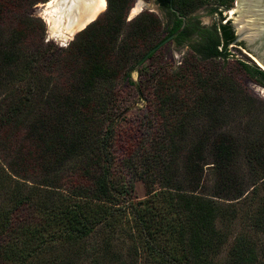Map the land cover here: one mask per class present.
<instances>
[{
    "label": "trees",
    "instance_id": "obj_1",
    "mask_svg": "<svg viewBox=\"0 0 264 264\" xmlns=\"http://www.w3.org/2000/svg\"><path fill=\"white\" fill-rule=\"evenodd\" d=\"M47 1L0 0V264H262L264 136L243 155L232 137L216 139L210 153L191 141L182 117L201 104L184 106L180 88L204 81L190 64L160 83L138 135L114 88L122 80L139 96L131 70L183 26L172 7L189 18L198 0H158L170 23L142 15L121 42L132 0H109L65 48L45 43V23L30 14ZM184 30L178 47L191 36ZM234 39L230 24H219L190 51L198 62L226 63ZM243 68L264 85V71ZM137 178L144 200L133 197Z\"/></svg>",
    "mask_w": 264,
    "mask_h": 264
},
{
    "label": "rangeland",
    "instance_id": "obj_2",
    "mask_svg": "<svg viewBox=\"0 0 264 264\" xmlns=\"http://www.w3.org/2000/svg\"><path fill=\"white\" fill-rule=\"evenodd\" d=\"M51 1L52 0H48L44 4H39L30 11V14H32L34 18L41 19L45 23L47 27L44 38L45 43L51 42L60 48H65L77 35H74L66 42L52 35L51 27L46 21L47 19L45 16V10L48 3ZM219 1L221 0H198V4H200L201 7L193 11L190 17L194 16L199 18L200 21L209 26L215 23L217 24L219 15H217L218 13L213 14L212 9L219 6ZM237 1L238 0H235V2H233L230 8L231 10L229 9L230 11H228L225 18H232V16H234L233 12H235L237 8ZM108 2L109 0H107V9ZM201 2H203V4H201ZM139 5H141L140 11L137 14H133V10ZM107 9L100 14L99 17H101ZM230 12L233 14H230ZM145 14L155 15L159 19L161 25H167L166 14L158 9L155 0H132L127 21H125L119 34L120 42L129 37L132 21ZM229 48L231 56L226 63L222 61L198 62L193 57L192 52L186 47L181 49L174 42L168 43L157 52L154 59L148 60L138 70H131L133 81L141 85V90L144 93L143 98L138 96L133 88L122 80L115 82L114 88L121 93L125 108L131 111L129 123L132 130L130 133L133 132L131 134L138 135L139 119L146 112L148 105L152 104V100L155 103L154 92L157 93V89L163 86L160 83L165 82L174 71L177 72L182 64L185 67L190 64V67L194 68V72L200 75L204 81L203 84L200 83L194 86L185 83V85L180 88L179 95L184 106L192 107L196 102H198L199 105L201 104L200 109L197 110L195 114H193V112L189 113L184 107L185 112L188 114L186 113V116L182 118L186 121L185 123L189 125L188 135L190 136V140L204 141L205 151L210 153L216 139L221 136L232 137L233 140H238L237 149L240 150L243 155L246 151L245 147L247 142L249 143L252 139H257L259 136H264V85L259 76L256 78L247 74L243 65L249 66L254 71L257 69L264 70L256 62L255 58L243 47L238 45L230 46ZM146 73L149 75H146ZM149 76H152V78L150 79ZM188 77L189 80L192 79L190 77V72L187 73V78ZM145 78H149V80L152 81L149 82ZM221 78L227 80L229 85L226 87H217L220 86L217 82ZM174 116L175 115H172L170 118H175ZM131 134L129 137H131ZM125 135H127V133ZM125 135L122 134V141L124 142L127 139ZM208 160L209 163H212L210 158ZM240 163L242 172L249 174V168L246 162L242 160ZM209 179L212 183L215 177H210ZM133 187V197L135 199L144 200L148 197L147 184L144 180L140 178L135 179ZM242 222L239 221V227H237L239 231L242 229ZM258 241L260 247L264 248V236H258ZM261 262L264 264V255L261 258Z\"/></svg>",
    "mask_w": 264,
    "mask_h": 264
},
{
    "label": "water",
    "instance_id": "obj_3",
    "mask_svg": "<svg viewBox=\"0 0 264 264\" xmlns=\"http://www.w3.org/2000/svg\"><path fill=\"white\" fill-rule=\"evenodd\" d=\"M236 6V12L230 23L236 37L232 45H243L245 50L255 58L256 62L264 70V0H238ZM173 11L183 20V26L178 32L166 38L156 48L149 52L142 60L141 64L144 63L152 53L159 51L175 39L185 28L187 22L186 17L181 16L180 13L174 9ZM98 18L99 16L75 35L84 31ZM138 93L141 97L139 88ZM209 168L213 169L214 167L210 166Z\"/></svg>",
    "mask_w": 264,
    "mask_h": 264
},
{
    "label": "bare ground",
    "instance_id": "obj_4",
    "mask_svg": "<svg viewBox=\"0 0 264 264\" xmlns=\"http://www.w3.org/2000/svg\"><path fill=\"white\" fill-rule=\"evenodd\" d=\"M106 9L107 0H52L47 5L45 16L52 35L66 42ZM140 9L141 5L133 10V14Z\"/></svg>",
    "mask_w": 264,
    "mask_h": 264
},
{
    "label": "flooded vegetation",
    "instance_id": "obj_5",
    "mask_svg": "<svg viewBox=\"0 0 264 264\" xmlns=\"http://www.w3.org/2000/svg\"><path fill=\"white\" fill-rule=\"evenodd\" d=\"M157 6H158V9L161 11V12H164L166 14V18H167V24L170 23V19H171V14H170V10L166 9V8H163L162 5L158 2V0H155ZM172 10H173V7H172ZM175 10V8H174ZM231 10V9H230ZM229 9L227 10H223L221 9L220 12H222L221 14H217L219 15V21L217 22V24L215 23L214 25H206L204 24L202 21H200L199 18H196V17H186L187 19V22H186V25H185V30L184 31H190L192 32L191 33V36L189 37L188 40H186L182 46H180L179 48H187L190 50V46L191 44H195L197 42H200L201 40H203V38L207 37V36H210L212 33H214V29L215 27H217L219 24H222V25H228L231 23L232 21V18H225L228 14V11H230ZM177 11V10H176ZM232 13V12H231ZM225 14V15H224ZM233 14V13H232ZM221 19H224V20H221ZM226 22V23H225ZM231 27V26H230ZM232 29V27H231ZM206 31V32H204ZM233 31V29H232ZM234 33V31H233ZM235 35V34H234ZM176 38V37H175ZM236 38V37H235ZM174 40V39H173ZM173 40L171 42H173ZM235 40V39H234ZM234 42V41H233ZM232 42V44H233ZM230 45V46H233V45ZM238 46V45H237ZM240 46V45H239ZM241 47V46H240ZM243 48L245 49V47L243 46Z\"/></svg>",
    "mask_w": 264,
    "mask_h": 264
},
{
    "label": "built area",
    "instance_id": "obj_6",
    "mask_svg": "<svg viewBox=\"0 0 264 264\" xmlns=\"http://www.w3.org/2000/svg\"><path fill=\"white\" fill-rule=\"evenodd\" d=\"M231 13V12H230ZM226 23V22H225Z\"/></svg>",
    "mask_w": 264,
    "mask_h": 264
}]
</instances>
